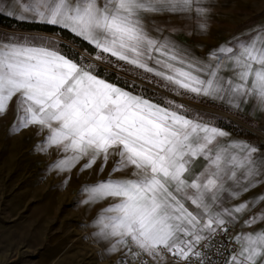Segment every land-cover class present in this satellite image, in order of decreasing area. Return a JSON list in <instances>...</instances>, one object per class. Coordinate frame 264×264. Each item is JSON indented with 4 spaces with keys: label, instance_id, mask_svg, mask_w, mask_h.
I'll use <instances>...</instances> for the list:
<instances>
[{
    "label": "snow or ice",
    "instance_id": "6c2138e0",
    "mask_svg": "<svg viewBox=\"0 0 264 264\" xmlns=\"http://www.w3.org/2000/svg\"><path fill=\"white\" fill-rule=\"evenodd\" d=\"M206 0H9L0 15L44 26L0 32V116L11 132H47L35 147L62 153L50 170L98 166L85 205L112 199L92 235L120 264H264V145L233 139L198 103L264 116V27L204 56L158 20L195 21ZM200 163V170L195 166ZM128 173V175H117ZM66 179L64 183L66 184ZM246 217V218H245ZM252 229L229 235L241 223ZM260 225V227H257ZM230 245L235 246L232 250Z\"/></svg>",
    "mask_w": 264,
    "mask_h": 264
},
{
    "label": "rangeland",
    "instance_id": "374dc122",
    "mask_svg": "<svg viewBox=\"0 0 264 264\" xmlns=\"http://www.w3.org/2000/svg\"><path fill=\"white\" fill-rule=\"evenodd\" d=\"M8 3L0 0V7L7 10ZM205 6L209 9L202 21L206 30L196 29L195 21L175 17L157 22L175 28L172 37L198 56L264 27V0H206ZM9 28L0 27V32L27 35L39 31ZM157 91L193 111L209 113L216 118L214 124L218 117L230 120L218 113L222 112L252 127L246 117L227 107L175 97L163 89ZM13 119L14 102L0 116V264H102L88 228L94 207L81 203L85 196L80 188L106 178L111 165L103 174L98 173V166L80 172L84 161L70 173L50 170L49 166L63 154L55 148L38 151L35 146L47 132L37 135L35 127L11 132Z\"/></svg>",
    "mask_w": 264,
    "mask_h": 264
},
{
    "label": "crops",
    "instance_id": "0c3cea01",
    "mask_svg": "<svg viewBox=\"0 0 264 264\" xmlns=\"http://www.w3.org/2000/svg\"><path fill=\"white\" fill-rule=\"evenodd\" d=\"M4 16H6V15H4ZM7 17H9V16H7ZM9 18H12V17H9ZM12 19H14V18H12ZM14 20H16V19H14ZM17 21H19V20H17ZM20 22H23V21H20ZM26 23H29V22H26ZM0 27L5 28V29H11V28L5 27L3 25H0ZM28 30H33V29H28ZM186 102L189 103L190 105H192L191 104L192 102H189V101H186ZM239 113L242 114L244 116V118L245 117L247 118L245 120H248V122L252 125V127H249V126L242 124L240 121H238L237 119H235L233 117H230V121L232 122L231 127H224V126H220L217 124L216 125L224 128V130L230 132L233 139L247 141L251 144L256 145L257 147L264 145V116H262L258 112H254V111L250 114L248 107H245V110L243 112H239ZM220 114H223V113H220ZM223 115L227 116L225 114H223ZM227 117L229 118V116H227ZM218 118H221L222 120H229V119L222 118V117H218ZM200 163H202V162H198V164L195 166L196 171L200 170ZM260 192H264V186H261V187L255 189L253 192L246 194L244 197H242V199H247L248 196H254ZM111 203H114V201L112 199H108V200H105L101 203H97V204L93 205L94 208L91 209L92 219H91V222L89 223V227H88L89 231H90V239H91L90 242L95 247V249L97 251V256L99 258V262L102 264H112V262L118 256H120L121 254L124 253L123 251H121V252H117L115 254H108L105 251L107 242L98 241L92 235V233L95 231V228L92 226V221L96 218L99 211L103 207H105ZM96 208H98V209H96ZM260 209H264V204L258 205L257 209H255V210L259 211ZM241 224H242V221H241V223L236 224L238 226V233L242 232V231H251L252 230V229H248V228H242ZM257 227H260V225H257Z\"/></svg>",
    "mask_w": 264,
    "mask_h": 264
},
{
    "label": "trees",
    "instance_id": "16d2710c",
    "mask_svg": "<svg viewBox=\"0 0 264 264\" xmlns=\"http://www.w3.org/2000/svg\"><path fill=\"white\" fill-rule=\"evenodd\" d=\"M0 25H3L5 27H20L39 31L44 27L42 25L20 22L4 15H0ZM216 124L224 127H231L232 122L230 120H222L221 118H218L216 120Z\"/></svg>",
    "mask_w": 264,
    "mask_h": 264
},
{
    "label": "built area",
    "instance_id": "2783aa9c",
    "mask_svg": "<svg viewBox=\"0 0 264 264\" xmlns=\"http://www.w3.org/2000/svg\"><path fill=\"white\" fill-rule=\"evenodd\" d=\"M236 233H238V226L235 225L233 227H230L229 229V235H235ZM230 247L232 248V250H235V246L234 245H230ZM124 256V253L121 254L120 256H118L113 262L112 264H120L121 258ZM136 264H139V261L136 262ZM148 264H151V261H148ZM167 264H175V261L173 258H169L167 261Z\"/></svg>",
    "mask_w": 264,
    "mask_h": 264
},
{
    "label": "bare ground",
    "instance_id": "6f19581e",
    "mask_svg": "<svg viewBox=\"0 0 264 264\" xmlns=\"http://www.w3.org/2000/svg\"><path fill=\"white\" fill-rule=\"evenodd\" d=\"M191 104L194 105V106H198V105L193 104V103H191ZM219 113H222V112H219ZM223 114H225V113H223ZM225 115H227V116H229V117H232V116H230L229 114H225Z\"/></svg>",
    "mask_w": 264,
    "mask_h": 264
},
{
    "label": "water",
    "instance_id": "95a60500",
    "mask_svg": "<svg viewBox=\"0 0 264 264\" xmlns=\"http://www.w3.org/2000/svg\"><path fill=\"white\" fill-rule=\"evenodd\" d=\"M230 118V117H229ZM232 119V118H231Z\"/></svg>",
    "mask_w": 264,
    "mask_h": 264
}]
</instances>
